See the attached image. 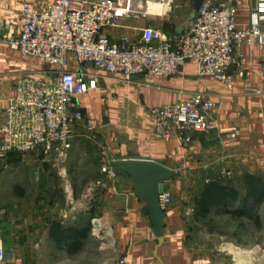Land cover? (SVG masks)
Here are the masks:
<instances>
[{
	"label": "crops",
	"instance_id": "0c3cea01",
	"mask_svg": "<svg viewBox=\"0 0 264 264\" xmlns=\"http://www.w3.org/2000/svg\"><path fill=\"white\" fill-rule=\"evenodd\" d=\"M196 1L147 2L144 6L147 17L124 19L122 29L105 35L110 40L120 35L137 37L141 29L151 28L166 38H174L182 32L195 11ZM26 2L31 10L43 11L51 0ZM82 6L85 5H74V8ZM255 9L256 0H242L236 13L238 28L249 25ZM20 17L18 0H0V20L9 25V34L19 30ZM237 53L245 58L246 64L241 71H232L230 85L199 78L197 63L192 60L172 77L145 76L129 81L108 76L91 66L80 68L73 63L66 66L67 71L85 70L96 81L95 88L75 101L83 121L74 129L76 138L72 149L78 141L76 139L82 141L81 136H87V130L81 133L86 125L93 123L96 141L92 146L100 151L102 163L152 161L172 170L174 178L165 183L172 201L164 209V237L159 247L147 215L142 213L144 204L135 197L128 179L117 177L95 194V210L92 212L91 208L75 203L85 201L83 194L74 195L73 199L54 200V238L51 237V226L46 228L47 238L54 248V264H60L63 257L69 264L91 243L93 212L112 227L117 251L120 256H126L127 264H264V236H255L261 228L264 229V203L252 211L260 226L248 218L251 201L247 199L246 206L243 203L245 175L264 177V47L242 46ZM26 77L52 81L57 74L54 67L43 61L23 57L0 44V124L3 110L15 98L18 82ZM193 93H203L215 103L219 131L211 135L194 133L188 144L179 140L164 143L156 139L148 110L175 104ZM235 132L239 133L236 139H227ZM69 153L64 163L56 164L58 168H66L70 162ZM224 170L232 173V184L239 199L212 206L208 217L200 219L196 216L195 204L200 199L195 192L210 180L217 179ZM68 178L63 181L68 182ZM77 183L86 185L83 177ZM74 203L75 206L68 210V206ZM236 210L242 215L229 214ZM218 218H224L231 225H220L216 221ZM84 260L82 264H105L99 259L97 262ZM0 264L29 263L19 258L15 263L12 260Z\"/></svg>",
	"mask_w": 264,
	"mask_h": 264
},
{
	"label": "built area",
	"instance_id": "2783aa9c",
	"mask_svg": "<svg viewBox=\"0 0 264 264\" xmlns=\"http://www.w3.org/2000/svg\"><path fill=\"white\" fill-rule=\"evenodd\" d=\"M152 1L165 0H51L43 11L31 10L26 0H18L20 28L9 34V25L0 20V44L54 67L57 77L52 81L26 77L18 82L15 98L2 113L0 163L12 154H35L55 164L66 161L76 138L74 129L83 121L75 101L96 87L87 71H67L69 63L80 68L91 66L108 76L129 81L145 76L172 77L192 60L197 63L199 78L230 85L232 71L239 72L246 64L237 50L242 46L264 47V0H256V9L245 28L236 25L242 0H203L194 18L174 38H166L151 28L141 29L137 37L120 35L110 40L105 35L122 29L124 19L147 17L144 6ZM148 115L154 137L164 143L179 140L188 144L194 133L211 135L220 129L216 105L203 93L151 108ZM85 130L87 136L81 137L95 142V124L88 123ZM238 136V132L231 133L227 139ZM102 172L106 181L89 185L86 199L117 178L112 161L104 164ZM217 179L232 181L233 175L224 170ZM171 201V193L164 190L159 197L161 209L169 207ZM92 227L93 232H100L102 224L93 220ZM11 258L2 237L0 211V263ZM116 264H127L126 256H119Z\"/></svg>",
	"mask_w": 264,
	"mask_h": 264
},
{
	"label": "rangeland",
	"instance_id": "374dc122",
	"mask_svg": "<svg viewBox=\"0 0 264 264\" xmlns=\"http://www.w3.org/2000/svg\"><path fill=\"white\" fill-rule=\"evenodd\" d=\"M84 131L86 130L81 133ZM76 140L74 150L71 148L69 151L70 162L63 169L58 168L53 160L43 161L35 154H12L7 161L0 163L2 237L14 263L21 258L26 259L29 264H54V248L47 238L46 229L54 223V200L84 195L89 185L104 180L102 170L105 163H102L100 151L89 140ZM67 177L69 181H63ZM82 177L86 185L77 183ZM101 190L102 188H97L84 202L81 200L75 203L91 208L92 212L95 210V194ZM75 203L69 205L68 210ZM74 211L79 212V209ZM93 220L102 223L100 232H93ZM216 221L224 227L231 225L224 218ZM255 236H264V229L261 228V232H257ZM120 254L115 245L112 227L98 213L93 212L91 243L69 264H82V261L85 263L84 259L92 262L99 259L105 264H113ZM59 261L60 264H68L64 257Z\"/></svg>",
	"mask_w": 264,
	"mask_h": 264
},
{
	"label": "water",
	"instance_id": "95a60500",
	"mask_svg": "<svg viewBox=\"0 0 264 264\" xmlns=\"http://www.w3.org/2000/svg\"><path fill=\"white\" fill-rule=\"evenodd\" d=\"M202 2L203 0L196 1L195 11L189 21L194 18ZM112 169L117 177L130 180L135 197L144 204L142 213L147 215L159 247L163 243L165 218V212L159 205V197L165 190V183L174 178V172L158 163L145 160H116L112 162Z\"/></svg>",
	"mask_w": 264,
	"mask_h": 264
},
{
	"label": "trees",
	"instance_id": "16d2710c",
	"mask_svg": "<svg viewBox=\"0 0 264 264\" xmlns=\"http://www.w3.org/2000/svg\"><path fill=\"white\" fill-rule=\"evenodd\" d=\"M246 197L243 200L245 206L249 199L250 215L249 219L256 225H259V219L252 214L253 209L264 203V177L259 175H245ZM200 200H196V210L200 219L205 220L212 206L225 204L226 201L236 202L239 199V193L232 184V181H224L221 179L210 180L203 186L199 187L196 192ZM235 217H239L240 210L229 213ZM51 237L54 238V223L51 226Z\"/></svg>",
	"mask_w": 264,
	"mask_h": 264
},
{
	"label": "bare ground",
	"instance_id": "6f19581e",
	"mask_svg": "<svg viewBox=\"0 0 264 264\" xmlns=\"http://www.w3.org/2000/svg\"><path fill=\"white\" fill-rule=\"evenodd\" d=\"M95 224H96V226H99V222L96 221ZM100 224H101V223H100Z\"/></svg>",
	"mask_w": 264,
	"mask_h": 264
}]
</instances>
